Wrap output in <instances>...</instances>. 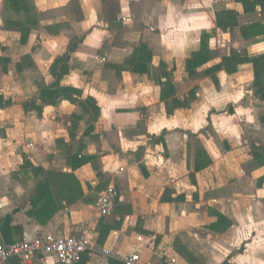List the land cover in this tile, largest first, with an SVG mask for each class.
<instances>
[{"label": "crops", "instance_id": "crops-1", "mask_svg": "<svg viewBox=\"0 0 264 264\" xmlns=\"http://www.w3.org/2000/svg\"><path fill=\"white\" fill-rule=\"evenodd\" d=\"M233 1L214 10L213 0H0L5 243L87 233L91 248L81 264H123L118 255L132 253L149 264H264V206L259 217L252 210V200L264 205V165L252 154L253 144L264 145L255 116L264 102L253 95L252 64L203 73L231 49L264 53L261 37L216 27L223 8L237 10L241 24L256 18ZM203 31L213 57L191 75L186 62ZM214 38L227 52L217 54ZM141 44L150 51L142 73L128 69ZM64 53L68 72L59 86L80 94L75 102H42V88L56 80L50 65ZM85 97L94 99L96 117L80 105ZM71 157L82 160L75 169ZM62 173L72 174L81 192L73 200L61 193ZM227 174L230 183L223 182ZM107 187L114 210L101 215L96 204ZM48 197L53 214L36 213ZM242 234L251 243L232 249ZM206 243L229 253L219 256ZM35 260L59 264L51 254Z\"/></svg>", "mask_w": 264, "mask_h": 264}, {"label": "trees", "instance_id": "trees-1", "mask_svg": "<svg viewBox=\"0 0 264 264\" xmlns=\"http://www.w3.org/2000/svg\"><path fill=\"white\" fill-rule=\"evenodd\" d=\"M242 8L243 13L247 15L255 16L256 18L251 20L248 23L241 24L239 22V12L232 8H223L215 12V25L217 28L224 32H231L234 28H238L241 36L244 39L261 37V40L264 41V0H236ZM201 45L197 51H195L191 58L186 62V69L189 71L191 75L196 74V68L205 64L208 60L213 57V54L210 53L206 38L208 34L206 32H202L201 35ZM81 38L72 39L68 45V51H72L77 42ZM69 56L67 53L57 57L52 64L50 65L51 73L56 77V80L42 88L41 94H39V100L42 102H54V99L58 97H63L71 102H75L77 100V96H79L80 91L71 86H59L60 78L68 72L67 60ZM150 51L144 44H141L134 48L133 56L129 61V68L135 72H145V64L149 62ZM242 63H251L253 68V81H252V89L253 95L258 100L264 102V53L249 56L246 51H236L235 49H231L229 54L223 55L221 57V61L216 63L206 69H204L203 73L209 74L214 71L224 69L227 73H234L237 70V65ZM162 68V76H167L168 72L164 70L165 65L160 64L159 66ZM161 76L158 77L157 83H161ZM178 99H174L177 101ZM80 105L86 111H91L92 116H97V108L95 105V101L91 97H85L84 99L79 101ZM230 109V107H229ZM260 122L264 125V112L260 116ZM252 154L254 158V163L257 166L264 165V145H252ZM73 163L72 167L75 169L79 164L82 163V160H79L75 163V157H71ZM78 164V165H77ZM201 168V165L197 166V169ZM60 176V181L62 183L61 193L64 195L63 197L67 199H75V191H77L76 195H80V191L75 188V178L72 174L62 173ZM264 182V175L258 179V184H262ZM41 193L43 191L41 190ZM49 199V200H47ZM42 204L37 207L36 213L39 214H47L50 210V207L53 206V201L51 197H48ZM53 212V211H52ZM48 213L47 216H50L53 213ZM50 214V215H49ZM8 218H5L2 223H7ZM8 241V240H7ZM83 256L77 264H81L83 262ZM9 264H20L16 258H12ZM223 264H226L225 262Z\"/></svg>", "mask_w": 264, "mask_h": 264}, {"label": "built area", "instance_id": "built-area-1", "mask_svg": "<svg viewBox=\"0 0 264 264\" xmlns=\"http://www.w3.org/2000/svg\"><path fill=\"white\" fill-rule=\"evenodd\" d=\"M115 192L107 187L99 198L96 208L101 215H110L114 210ZM91 248L87 233L75 236H56L53 234H38L30 239L5 243L0 238V264H9L16 258L20 264H41L36 257L54 255L59 264H77L86 250ZM102 252L109 255L107 249ZM123 264H149L140 260L138 253L118 255Z\"/></svg>", "mask_w": 264, "mask_h": 264}, {"label": "rangeland", "instance_id": "rangeland-1", "mask_svg": "<svg viewBox=\"0 0 264 264\" xmlns=\"http://www.w3.org/2000/svg\"><path fill=\"white\" fill-rule=\"evenodd\" d=\"M233 2H234L233 0H213L212 7L214 8V10L222 8V7H232L233 6ZM211 43L214 45V48L216 49V51H218L217 54H224L230 48L229 45L226 44L223 40L220 41L219 43H221V44L218 45L217 40H215V38H214ZM180 75H181V73L178 74L177 79H176L177 81L180 80ZM263 112H264V110H258L255 116H257V114H258V119L260 120V116L263 114ZM246 148H247V146H246ZM240 149H241V151H243V148H240ZM247 166L248 165L246 164V162H244L242 164V167L247 168ZM231 175L232 174H227L226 176H224L223 182L230 183L232 181ZM260 199L261 198L252 200V210H253V212L255 213V215L257 217L262 215L261 214V206H264L263 203L261 205ZM251 238H252V236H250V235L242 234V236H240V238L238 240H236L234 242V244L232 246H230V247L232 249H237L238 247H240L241 249H246L248 247L249 243H251V240H252ZM207 244H208L209 248H212L213 250H216L215 252H217V255L219 254V256L224 257V256H226L229 253V252L225 251L224 248H222V247L213 246V245H211L209 243H206V246H207ZM199 248L201 249V247H199ZM215 260H217V259H215Z\"/></svg>", "mask_w": 264, "mask_h": 264}]
</instances>
